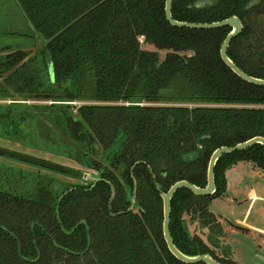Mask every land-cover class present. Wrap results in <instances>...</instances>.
Returning a JSON list of instances; mask_svg holds the SVG:
<instances>
[{"label":"trees","instance_id":"obj_1","mask_svg":"<svg viewBox=\"0 0 264 264\" xmlns=\"http://www.w3.org/2000/svg\"><path fill=\"white\" fill-rule=\"evenodd\" d=\"M14 1L38 41L0 50V100H14L0 104V138L100 179L0 175V264H184L166 247L160 193L181 180L204 188L215 149L264 137V87L220 56L231 28L174 27L165 0ZM171 13L194 23L238 16L228 57L264 79V0H172ZM251 163L264 170L261 144L221 156L213 195L175 192L169 230L182 253L236 264L210 203L226 193L229 168Z\"/></svg>","mask_w":264,"mask_h":264},{"label":"rangeland","instance_id":"obj_2","mask_svg":"<svg viewBox=\"0 0 264 264\" xmlns=\"http://www.w3.org/2000/svg\"><path fill=\"white\" fill-rule=\"evenodd\" d=\"M20 11V7L14 0H0V50L2 47L18 50L29 49L37 45V36L32 34L30 24ZM142 40L141 38L140 42ZM146 48L150 49L147 45ZM164 54L165 51L160 52V57L163 58ZM13 101L3 99L0 100V104ZM0 147L28 154L26 151L22 152L18 145L11 144L1 138ZM36 158L38 157L36 156ZM60 162L74 169L81 168L80 165H75L69 161L62 160ZM12 170L21 174L32 173L40 177H52L66 184L84 182L83 179L74 178L61 172L58 173L24 161L0 156V175L5 174L6 171L12 172ZM82 170L90 177L95 176L90 170ZM229 170H231L229 174L232 175L235 188L229 190L226 188V193L222 197L215 198L210 203V208L217 214L222 227L225 228V235L221 242L230 250L236 264H264V170L256 168L252 163L244 166H232ZM7 173L11 174L10 172ZM229 223L243 228L230 231L228 230ZM188 226L192 232H196L204 239L206 229L202 232L195 223H188Z\"/></svg>","mask_w":264,"mask_h":264},{"label":"water","instance_id":"obj_3","mask_svg":"<svg viewBox=\"0 0 264 264\" xmlns=\"http://www.w3.org/2000/svg\"><path fill=\"white\" fill-rule=\"evenodd\" d=\"M255 1H253L254 3ZM252 3V4H253ZM172 8V0H165V6H164V13L166 20L169 22L170 25L177 27V28H190V29H218L219 27H226L229 26L231 28V32L227 34V36L224 38L220 45V56L222 61L225 63L226 66H228L235 75H238L242 80H244L247 83H250L252 85H258L264 87V79L258 78V77H252L245 73L243 70H241L238 66H235V64L231 61V59L228 57L227 50L230 45V42L235 39L241 32H242V22L238 16H232L227 19L219 20L218 22H200V23H194V22H187V21H177L173 18L171 13ZM34 37V35H33ZM140 74V71H136V75L138 76ZM173 90L171 89H165L160 91V95H172ZM203 137L207 138L208 135H204ZM257 144H261L264 147V137L257 136L251 139H248L243 142H239V144L235 146H221L220 148L215 149L211 155L207 166V183L204 186V188L198 187L188 180H181L177 181L174 184H172L166 192H162L161 197L163 201L162 206V212H163V222H162V230H163V237L166 244V247L168 250L172 253V255L179 260L180 262L184 264H197V263H204V264H221L215 259H213L210 255H185L182 253L178 247L175 246L173 243L171 230H169L170 225V205L171 200L175 194V192L179 189H188L192 193H194L197 196H210L215 193L216 186H215V174L214 169L221 158L223 154H231L235 152H239L240 150L248 149L250 147H253ZM0 156L3 157H9L12 159H15L17 161L21 162H27L33 165H36L38 167H43L55 172H61L68 176L74 177V178H80L83 180H87L93 183H96L97 180L100 178L97 176L90 177L85 171L82 169H74L68 166H65L61 163H55L49 160L45 159H38L36 157L30 156L25 153H19L14 150L8 149V148H2L0 147ZM135 200V194L132 197L131 200V206L129 207L128 211L132 209L133 203ZM80 223H85L84 220H82Z\"/></svg>","mask_w":264,"mask_h":264},{"label":"crops","instance_id":"obj_4","mask_svg":"<svg viewBox=\"0 0 264 264\" xmlns=\"http://www.w3.org/2000/svg\"><path fill=\"white\" fill-rule=\"evenodd\" d=\"M244 172V171H243ZM229 173H231V170H227L226 171V174H227V189L229 190L230 188H235L234 185H233V181H232V175H230ZM230 175V176H229Z\"/></svg>","mask_w":264,"mask_h":264}]
</instances>
